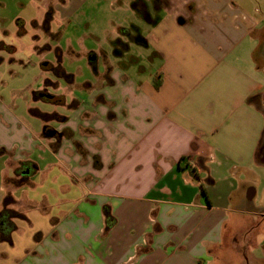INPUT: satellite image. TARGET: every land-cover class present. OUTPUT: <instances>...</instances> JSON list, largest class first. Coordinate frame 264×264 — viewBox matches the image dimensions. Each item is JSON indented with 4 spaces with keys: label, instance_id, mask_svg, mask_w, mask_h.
Returning a JSON list of instances; mask_svg holds the SVG:
<instances>
[{
    "label": "crops",
    "instance_id": "crops-1",
    "mask_svg": "<svg viewBox=\"0 0 264 264\" xmlns=\"http://www.w3.org/2000/svg\"><path fill=\"white\" fill-rule=\"evenodd\" d=\"M139 3L149 74L55 128L0 115V246L33 232L0 264H264V0Z\"/></svg>",
    "mask_w": 264,
    "mask_h": 264
},
{
    "label": "rangeland",
    "instance_id": "rangeland-1",
    "mask_svg": "<svg viewBox=\"0 0 264 264\" xmlns=\"http://www.w3.org/2000/svg\"><path fill=\"white\" fill-rule=\"evenodd\" d=\"M132 9L127 0H0V115L13 116V123L16 117L55 128L73 112L74 99L103 92L107 81L114 83L113 73L120 80V67H130V74H149L143 63L133 62L135 48L144 49L133 45L126 52L117 42L133 33L132 23L142 25ZM37 203H28L24 211L34 212ZM17 224L25 233L27 225ZM32 234L21 239L16 233L15 247L2 244L0 251L20 258V241L33 242Z\"/></svg>",
    "mask_w": 264,
    "mask_h": 264
},
{
    "label": "trees",
    "instance_id": "trees-1",
    "mask_svg": "<svg viewBox=\"0 0 264 264\" xmlns=\"http://www.w3.org/2000/svg\"><path fill=\"white\" fill-rule=\"evenodd\" d=\"M133 9L136 10V11H141L143 14V16L145 18H147V13H146V10L144 7H142L139 3V0H135V2L133 3L132 5ZM51 13V12H50ZM49 13V15L51 16V14ZM48 15V14H47ZM132 30L136 33H138V28H136L135 26H132ZM125 35V34H124ZM126 36H128L130 39H132V41L134 43H136L137 45H140V46H143V47H147L148 44L147 42L145 41V39H143L142 37L138 36V34H136V36H132L131 33H128L126 34ZM117 42H120V44H122L123 46H125L127 48V44H124L120 39L117 40ZM59 71H61V74L66 76V73L64 71H62L61 68H59ZM67 77V76H66ZM156 88H159V86H156ZM39 93H37L38 95ZM39 96V95H38ZM77 147L78 149H81V146L79 144H77ZM82 151V154H84L83 150H80ZM15 202H14V199L11 198V197H7L4 201V207H9L10 205H13ZM104 213L107 217V221H109V219L111 218V213H110V208L109 207H106L104 208ZM108 227H110V225H108Z\"/></svg>",
    "mask_w": 264,
    "mask_h": 264
},
{
    "label": "water",
    "instance_id": "water-1",
    "mask_svg": "<svg viewBox=\"0 0 264 264\" xmlns=\"http://www.w3.org/2000/svg\"><path fill=\"white\" fill-rule=\"evenodd\" d=\"M48 99L51 100V101L57 100V98L53 97V96H49ZM29 173H30L29 170H26V171H24L23 175H28Z\"/></svg>",
    "mask_w": 264,
    "mask_h": 264
}]
</instances>
